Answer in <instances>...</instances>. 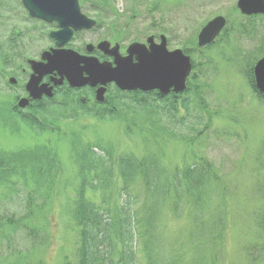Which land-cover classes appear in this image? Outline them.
Segmentation results:
<instances>
[{
  "label": "rangeland",
  "instance_id": "374dc122",
  "mask_svg": "<svg viewBox=\"0 0 264 264\" xmlns=\"http://www.w3.org/2000/svg\"><path fill=\"white\" fill-rule=\"evenodd\" d=\"M237 1L157 0L150 8L144 4L135 7V0H78L81 13L96 26L76 32L67 48L85 54L89 45L96 48L107 41L126 52L134 43L146 44L150 36L156 43L164 36L170 51L182 50L198 64L190 77L192 91L178 96V112L167 119L168 111L159 108L153 117L156 123H135L144 126V133L139 135L125 131L127 124L94 118L74 104L62 113L67 117L78 113L77 117L62 121L59 133L40 131L15 115L12 105L19 92L8 84L16 71L6 60L26 68L27 59H40L42 52L55 47L50 33L59 27L55 22H36L26 12L23 0H0V223L10 218L19 221L15 227L0 228V264H78L80 228L74 212L81 181L79 153L88 146L97 155L85 174L89 181L99 183L85 195L103 214L108 204L114 207L124 200V180L117 173L120 157L156 161L170 174L197 162L201 165L200 160L208 162L223 178L221 186L230 191L222 250L228 255L232 252L234 264H247L240 249L257 240L259 233L253 227L264 212V101L247 84L244 72L254 73L264 57V17L252 21L259 28L254 35L239 36L237 30L247 23V17L241 14ZM218 17L226 19L225 31L231 34L225 38L224 31L214 46L200 49L199 34ZM76 94L83 100V93ZM53 101H62L60 93ZM139 108L132 109L130 119L142 120ZM29 113L27 110L21 115ZM15 157L19 161L12 164ZM101 158L110 161L111 182L106 191L101 189L107 178ZM133 185L140 200L144 185L140 179ZM211 194L208 192V203L214 206L219 201ZM186 221L185 217L175 221L165 216L164 237L155 234V263L141 250L138 264H187L193 255L204 260L205 255L199 256L185 241L191 232ZM112 245L111 258L117 264L118 234H112ZM99 251L98 256L104 258L103 245ZM213 256L211 249L206 251L207 259L201 264H211ZM96 264H104V260Z\"/></svg>",
  "mask_w": 264,
  "mask_h": 264
},
{
  "label": "trees",
  "instance_id": "16d2710c",
  "mask_svg": "<svg viewBox=\"0 0 264 264\" xmlns=\"http://www.w3.org/2000/svg\"><path fill=\"white\" fill-rule=\"evenodd\" d=\"M135 1L137 4L135 7H141L140 4H144L150 8L157 5V0ZM263 17L254 16L247 18V23L239 26L237 30L238 35H254L259 28L252 21ZM230 34L231 31L226 30L225 38H228ZM262 40H264V36ZM261 49L264 52V47H261ZM192 66L195 70L198 64L193 62ZM244 76L253 92L259 94V98L264 101V97L256 89L253 70H246ZM192 78H195V76L193 75ZM191 85L189 81L184 95L192 91ZM59 93L62 96L60 103L49 101L32 107L30 108V113L24 116L23 120L40 131L59 133L60 125H63L62 121L77 117L78 113L72 116L70 113L68 117L64 115L65 112L64 114L62 113V110L69 109L72 106L71 104H74L80 112L87 113L94 118L114 120L127 124V130L125 131L128 133H133V131L144 133V126L135 125L137 121H153L155 111L159 108V111H168L169 116L167 119L171 118V114L175 115L178 112L177 101L179 97L173 94L163 98L158 94L156 98H152L140 93L121 95L114 92L111 93L110 98L102 105L95 102L92 103L91 96L86 100L79 99L76 92L69 88ZM158 103H161L162 106H159ZM134 107H140L139 110H142V120H138L136 117L133 120L129 118V113ZM183 107L187 109L185 102ZM56 110H59V113ZM132 123H134L133 126ZM154 123H156V120L153 121ZM151 126L154 128L156 125L153 126L151 124ZM132 127L135 130H130ZM163 127L166 128L165 126ZM163 131L166 132L165 129ZM181 139L184 140V138ZM79 154L80 169L78 175L81 181L78 184L74 212L76 226L80 228V243L77 246L78 264H96L98 261L103 260L104 264H114L111 258L114 251L112 234H118V243L120 245L119 252L117 253L120 259L117 264H138L137 255L139 253L143 254L141 250L146 255L148 253L154 261V246L155 242L158 241L155 234L164 237L166 226L163 223V218L165 216H167L168 220L175 221L183 220L184 217L187 219L186 222L191 232L185 241H189L195 247V252L199 256L205 255L204 260L207 259L206 251L211 249L214 252L211 264H224V261L226 264H234L231 258L232 252L228 255L226 252L224 254V250H222L226 228L228 227L227 211L231 208V203L226 200L227 195L230 196V191L229 188L221 186L223 178L214 173L213 167L208 162L200 160L202 161L201 165L197 162L196 164L187 166L184 170L170 174L166 170L161 169L156 161L150 159L134 161L130 157H120L118 161L119 171L117 173L124 180L121 195L124 197V200L121 204H116L114 207H110L108 204L109 208L103 214L102 210L85 195L89 189H97V183H99L93 180L89 181V176L85 174L86 170L92 166V162L95 160L97 154L94 153L93 148L90 146L86 147ZM18 161L19 158L15 157L10 162L14 164ZM101 161L104 164V175L107 177L101 189L103 190L104 188V191H106L111 182V169L107 168L110 161L105 158H101ZM52 165H54V161ZM39 169L41 170V168ZM51 172L53 174V167ZM136 179H140L144 185L145 194L143 198L140 197V200L136 198V192L133 189ZM208 192H213L214 195L211 194V198H216L219 203L214 206L210 205L208 203ZM218 194L222 198L218 199ZM111 213L113 215H108ZM1 223L0 228L4 229V227H15L19 221L10 218L5 221L3 220ZM253 228L256 229L259 236L256 237L257 240L240 249L241 256L247 264H264V212H262V216L255 220ZM259 240L261 242L258 244ZM101 245L106 250L104 258L98 256ZM184 255L186 256L187 254ZM147 259L149 263L151 259L148 256ZM204 260L203 258L196 260V257L193 255L187 260V264H201Z\"/></svg>",
  "mask_w": 264,
  "mask_h": 264
},
{
  "label": "water",
  "instance_id": "95a60500",
  "mask_svg": "<svg viewBox=\"0 0 264 264\" xmlns=\"http://www.w3.org/2000/svg\"><path fill=\"white\" fill-rule=\"evenodd\" d=\"M23 2L34 18L47 22L55 21L61 28L59 32L51 35L57 41L58 49L45 52L42 62L30 61L34 73L27 90L32 98L37 99L42 94L52 96L53 88L48 85L37 87L42 77L54 73L60 77L54 80L55 86L62 85L65 80L70 87L79 89L86 85L91 87L101 85L103 88L97 91L98 101L104 100L105 87L112 82L123 91L158 90L162 96L170 92L180 94L186 90V82L192 72L191 58L181 50L168 51L164 36L159 45L154 43V37H149L147 40L149 48L139 43L131 45L125 58L119 55L118 46L108 52L110 43H100L98 50L115 57L116 67L112 68L111 65L100 64L97 60L83 57L73 50L63 49L74 31L90 30L96 25L94 21L82 15L78 0H23ZM237 2L238 9L244 16L264 15V0ZM225 22V18L218 17L207 23L199 34L198 46L212 44L226 27ZM92 50L94 47L89 45L87 51L90 53ZM254 74L256 87L264 95V58L256 65ZM27 103L28 101L22 100L18 105L24 108Z\"/></svg>",
  "mask_w": 264,
  "mask_h": 264
},
{
  "label": "flooded vegetation",
  "instance_id": "af4514ba",
  "mask_svg": "<svg viewBox=\"0 0 264 264\" xmlns=\"http://www.w3.org/2000/svg\"><path fill=\"white\" fill-rule=\"evenodd\" d=\"M24 8L26 9L25 6H24ZM26 12H28L27 9H26ZM29 15H30V13H29ZM31 18L36 20V22L44 23L43 21L35 19L32 16H31ZM74 34H73V36H74ZM114 46H116V45H114ZM114 46L112 45L109 48L108 52H110L112 50L111 48H113ZM118 47H119V51H118L119 55L121 56V58H125L127 56V52H123L120 45H118ZM42 54L43 53H41L40 59L37 58V59H34V61L40 62L42 60ZM81 55L85 56V57H88V58L95 59L100 64L111 65L112 68L115 67V64H114L115 57L111 56L110 53H105V52L102 53L99 50L94 49L90 53H85V54H81ZM22 58L23 57L21 56L20 60ZM29 61H30L29 59H27V61H25L26 62V68H27V70H26V68H24L23 66L21 67L20 65L13 64V60L12 59L9 60V61L6 60L7 64L9 62L8 66L16 71V74H13L14 76L11 77V78H14L16 80V82L13 83V84L9 83L8 85H9V87H12L16 91L19 92V94L16 96V99H15V102H14V103H16V104H14V110H15V113L18 114V115L23 114L27 110H30V107H36V106L40 105L41 103H44V102H46L48 100H53L55 98V96H57L59 94V92H61L60 90H62V88L63 89H66L67 87L69 88L68 83L66 81H64V83H63V85L61 87H55L54 86V83H53L54 80L53 79L59 78L57 74L44 76V77H42L41 81H39L37 88H40V87H42L44 85H48V87L53 88V91H52L53 92V97L48 98V97H46V96H44L42 94L41 97H39L37 99L31 98L30 97V93L27 90V84H28V82L30 81V79L33 76V74H32L33 73L32 66H30V62ZM135 62H136V60L134 58L133 59V63H135ZM20 64L24 65L25 63L23 61ZM106 68H108V66H106ZM22 75H25L24 79H23ZM18 79H20V80H18ZM98 89H100V85H98L97 87L85 86V87L81 88L80 90L79 89H73V90L75 92H78V93H83L82 96H81L83 100H86L87 99V95H88V96H91L94 101H96L95 98H96V93H97ZM104 91H105L104 92L105 100H103L104 101L103 103H105L107 101V99L109 98V96L111 95L112 92H116V93H119L121 95H129V94H132V93H140V94H143V95H148L149 97H152V98H156V96L159 94V92L156 91V90L151 91V92L132 91V90L131 91H122L114 83L108 84ZM22 99H28V105H27V107H26V109L24 111L18 109V107H17V104Z\"/></svg>",
  "mask_w": 264,
  "mask_h": 264
},
{
  "label": "bare ground",
  "instance_id": "6f19581e",
  "mask_svg": "<svg viewBox=\"0 0 264 264\" xmlns=\"http://www.w3.org/2000/svg\"><path fill=\"white\" fill-rule=\"evenodd\" d=\"M34 18V17H33ZM36 19V18H35ZM205 50V49H204ZM191 63H192V58H191ZM193 69V68H192ZM194 70V69H193ZM192 74H190V76H191Z\"/></svg>",
  "mask_w": 264,
  "mask_h": 264
}]
</instances>
